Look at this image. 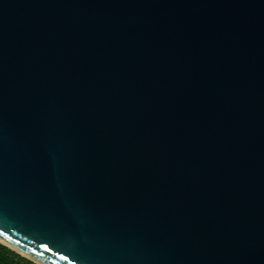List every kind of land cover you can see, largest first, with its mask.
Here are the masks:
<instances>
[{"label":"water","instance_id":"1","mask_svg":"<svg viewBox=\"0 0 264 264\" xmlns=\"http://www.w3.org/2000/svg\"><path fill=\"white\" fill-rule=\"evenodd\" d=\"M0 244L264 264V0H0Z\"/></svg>","mask_w":264,"mask_h":264},{"label":"trees","instance_id":"2","mask_svg":"<svg viewBox=\"0 0 264 264\" xmlns=\"http://www.w3.org/2000/svg\"><path fill=\"white\" fill-rule=\"evenodd\" d=\"M0 264H34L0 244Z\"/></svg>","mask_w":264,"mask_h":264},{"label":"snow or ice","instance_id":"3","mask_svg":"<svg viewBox=\"0 0 264 264\" xmlns=\"http://www.w3.org/2000/svg\"><path fill=\"white\" fill-rule=\"evenodd\" d=\"M42 247H45L46 248V246H44V245H42ZM61 259H66V257H61Z\"/></svg>","mask_w":264,"mask_h":264}]
</instances>
